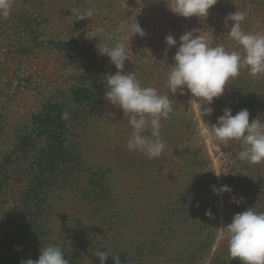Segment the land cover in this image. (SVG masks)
Segmentation results:
<instances>
[{"label":"rangeland","instance_id":"rangeland-1","mask_svg":"<svg viewBox=\"0 0 264 264\" xmlns=\"http://www.w3.org/2000/svg\"><path fill=\"white\" fill-rule=\"evenodd\" d=\"M76 9L94 14L75 20ZM236 11L244 32L264 34V0H218L205 20L178 17L166 0H13L0 18V260H36L53 245L70 264H100L97 251L120 264H241L223 227L250 207L264 212V162L240 160V142L210 132L225 108L264 121V74L242 68L208 105L169 91L178 44L165 54L166 36L179 42L193 29L242 52L224 26ZM135 20L145 36L131 37ZM99 42L124 44V72L171 101L160 157L127 150L128 117L105 99V75L117 69ZM213 185L233 191L217 196Z\"/></svg>","mask_w":264,"mask_h":264},{"label":"clouds","instance_id":"clouds-1","mask_svg":"<svg viewBox=\"0 0 264 264\" xmlns=\"http://www.w3.org/2000/svg\"><path fill=\"white\" fill-rule=\"evenodd\" d=\"M166 2L168 10L178 17L205 20L218 0ZM12 8L13 0H0V18H8ZM72 13L75 20H85L94 14L91 9H76ZM244 20L245 13L240 11L230 13L224 20V26L229 28L227 35L240 46L242 52L226 51L222 44L211 46L200 29L185 32L179 42L172 35L166 36L165 44L168 47L165 54L178 44L166 81L169 91L173 95L178 91L184 95L187 90L192 97L210 105L214 98L224 94L229 79L237 77L242 68H247L253 77L264 74V34L244 32L241 27ZM126 26L131 37L146 35L137 20ZM97 50L99 55L107 56L117 69L115 74L105 75V99L128 117L132 133L127 140V150L139 152L149 160L160 157L165 148L160 138L161 121L168 119L172 113L171 101L153 87H142L134 72H124L125 61L129 60L124 44L117 43L109 47L99 42ZM68 116L69 113L64 112L61 119H67ZM146 132H150V135H146ZM210 134L214 141L224 146H228L231 141L240 142V160L250 164L264 162V121L253 119L250 122L247 109L233 115L230 108H225L223 115L217 118V123L212 125ZM220 175L216 174L217 177ZM232 191L228 185L219 188L212 186V192L217 196ZM231 202L240 203L235 196L231 197ZM205 214L214 218L211 209L206 210ZM223 228L227 235L230 260L238 258L241 264H264V212H256L250 207L235 214L231 223ZM109 254L108 251H97L94 255L99 258L100 264H105ZM112 257L114 264H120L118 255ZM21 264H70V261L59 246L48 245L41 247L38 259L22 260Z\"/></svg>","mask_w":264,"mask_h":264},{"label":"trees","instance_id":"trees-1","mask_svg":"<svg viewBox=\"0 0 264 264\" xmlns=\"http://www.w3.org/2000/svg\"><path fill=\"white\" fill-rule=\"evenodd\" d=\"M0 264H10V263H8V262H6L4 260H0Z\"/></svg>","mask_w":264,"mask_h":264}]
</instances>
